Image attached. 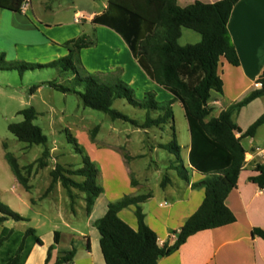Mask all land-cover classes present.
<instances>
[{
  "label": "trees",
  "instance_id": "obj_1",
  "mask_svg": "<svg viewBox=\"0 0 264 264\" xmlns=\"http://www.w3.org/2000/svg\"><path fill=\"white\" fill-rule=\"evenodd\" d=\"M238 1H197L180 7L177 0H108L104 11L91 20L94 25L107 27L119 35L146 76L180 103L190 135L189 166L204 176L202 181L195 184V187L204 190L202 203L184 223L171 246H160L156 234L144 222L141 204L150 197L149 195L124 197L118 202L109 203L104 216L93 224L100 236V250L105 264H157L159 259L177 251L189 237L235 222L233 213L225 205V199L235 188L243 168L246 151L241 146V139L254 135L256 129L264 124V115L244 132L232 122L231 115L234 110L264 96V72L258 79L262 85L260 89L251 91L244 99L221 111L216 117H210L207 103L210 101L211 91H222L223 83L218 74L221 60L232 67L239 66L236 50L227 31L231 11ZM19 5L20 0H0V7L11 12L19 13ZM182 29L199 34L200 41L179 45ZM89 45L85 37L70 40L63 46L68 55L46 65L60 66L64 72L71 69L75 84H84L85 90L78 92L73 87L53 83L49 84L51 88L63 94L76 93L84 107L103 112L112 120H127L112 109L113 103L118 99H125L139 109L161 110L163 114L156 118L147 113L143 129L161 127L172 122L171 109L158 108L152 93H144L142 99L137 100L124 82L110 84L91 76L79 78L73 63L79 51ZM2 58L3 55L0 59ZM76 62L79 63V60L76 59ZM17 114L22 116L23 120L9 124L8 131L19 142L29 146L45 145L46 136L33 123L37 117L36 111L30 107ZM94 131H97V128ZM237 133H240L239 137H236ZM174 148L180 152L179 146L174 145ZM76 152L81 153L79 149H76ZM48 156L49 152L45 148L37 160L40 168L46 166L44 160ZM4 159L16 181L26 191L29 190L27 178L17 160L10 153H5ZM82 161L83 166L79 169H64L56 165L50 173L51 183L44 195L49 194L53 186L60 183L68 193L71 208L74 200L71 190L84 194L85 210L89 213L102 189L96 184L98 171L95 165L86 157ZM31 167L32 165H29L27 170ZM254 171L256 175L249 180L264 188V163L257 164ZM74 177L82 180L75 181ZM167 181L168 178L162 179L161 188L165 187ZM131 206L134 207L136 218L135 230L119 216L122 210ZM8 220L29 222L0 202V264H24L31 247L42 243L31 227L23 232L4 227L3 224ZM251 234L264 241V229L254 228ZM52 239L54 245H57L59 233L54 231ZM51 250L52 248H49L47 252L45 264L49 263ZM74 254V249L63 253L53 264H72Z\"/></svg>",
  "mask_w": 264,
  "mask_h": 264
},
{
  "label": "rangeland",
  "instance_id": "obj_2",
  "mask_svg": "<svg viewBox=\"0 0 264 264\" xmlns=\"http://www.w3.org/2000/svg\"><path fill=\"white\" fill-rule=\"evenodd\" d=\"M107 1L31 0V9L26 14L0 7V57L3 55L0 59V202L29 220L28 223L8 220L3 226L15 231L34 228L42 241L51 239L54 231L62 235L63 219L71 215L68 193L60 183L44 195L51 183L50 173L56 165L79 169L86 157L95 165L98 171L96 184L102 188L111 182L108 171L122 165L133 172L131 176L128 174L130 179L153 190L164 177L185 186L184 174L190 173L187 152L190 135L183 109L158 85L157 89L148 88L141 81L142 77L136 75L135 86H129L134 99L140 100L144 93H152L158 108L172 111V122L147 129L142 128L147 113L156 118L163 114L161 110L139 109L125 99H118L112 109L127 120H112L103 112L84 107L76 93L63 94L49 86L53 83L73 87L78 92L85 90L84 84H75L71 69L64 72L60 66H46L66 57L68 52L63 46L81 37H85L90 45L75 57L73 68L77 76H91L103 83H126L121 69L114 68L121 51L110 39L108 31L119 36L109 28L97 27L88 21L74 23L76 13L86 19L92 13L103 11ZM186 32L189 37L183 36L180 43L183 46L195 44L199 35L190 30ZM120 58L124 60L122 56ZM122 65L132 76L133 71L127 63ZM22 67L33 69L23 70ZM30 107L37 113L33 123L46 136L45 145L29 146L8 131L9 124L23 120L17 113ZM174 145L180 147L179 153ZM45 148L49 156L44 160L46 166L40 168L37 160ZM5 153H10L23 169L29 190L15 180L4 159ZM29 165L32 167L27 170ZM73 179L81 181V178ZM143 193L144 190L140 191ZM75 202L80 212L79 205L83 203L80 198Z\"/></svg>",
  "mask_w": 264,
  "mask_h": 264
},
{
  "label": "crops",
  "instance_id": "obj_3",
  "mask_svg": "<svg viewBox=\"0 0 264 264\" xmlns=\"http://www.w3.org/2000/svg\"><path fill=\"white\" fill-rule=\"evenodd\" d=\"M197 1L215 3L220 0H177V4L186 7ZM103 11L92 13L87 20L83 18V21L93 24L91 22L93 17ZM186 31L188 29L181 30L178 40L181 46L182 37H189ZM227 31L236 50L239 66L232 67L221 60L218 74L223 83L222 91L210 92V102L214 103L208 107L210 117H216L221 111L257 89L254 83L264 72V0H239L231 11ZM108 33L110 39L119 46V52L121 51L117 54L119 59H116L118 62L114 68L121 69V75L127 85L135 86L138 79L136 80L134 76L138 75L148 88L157 89L158 86L142 74L136 60L132 61L130 58L132 53L122 38L119 35L120 38L114 36L110 31ZM196 40L195 43L200 41V35ZM124 62L133 71L132 76L130 70L127 71L122 65ZM262 115L264 96L234 110L231 119L244 132ZM239 136L240 133H237L236 137ZM241 146L246 151L243 168L235 188L225 199V205L233 213L235 222L189 237L177 251L159 259L157 264H264V241L251 234L254 228L264 229V188L249 180L256 175L255 166L264 163V124L256 129L252 137L242 138ZM187 152L189 153V147ZM188 169L190 173L184 174L185 186L168 179L164 188H161L159 182L155 185V190L148 185L142 186L135 179H130L128 174L131 176L133 172L123 165L116 170L111 169L108 171L111 182H108L107 187H101L102 193L95 199L89 213L85 210L84 194L71 190L74 196L73 207L71 208L69 204L71 215L63 219L64 231L62 235L59 233L58 244L54 245L52 237L48 241H42L33 228L42 244L31 247L24 264H45L49 248L52 250L48 264L55 263L57 257L72 249L75 250L72 264H105L100 250V236L93 224L104 216L109 203L120 201L125 194H129L130 197L150 196L141 204L144 222L156 234L160 246L164 244L171 246L176 240L177 233L199 208L204 197L203 188L195 187L204 176L192 170L190 166ZM142 190L145 193L140 194ZM76 198H80L83 203L79 205L80 212L76 209ZM119 216L132 229L137 228L134 207L122 210Z\"/></svg>",
  "mask_w": 264,
  "mask_h": 264
},
{
  "label": "built area",
  "instance_id": "obj_4",
  "mask_svg": "<svg viewBox=\"0 0 264 264\" xmlns=\"http://www.w3.org/2000/svg\"><path fill=\"white\" fill-rule=\"evenodd\" d=\"M31 9V0H20V5H19V13L20 14H26L29 10ZM83 20V17L81 15L76 14L74 18V23L79 24ZM254 87L257 89H260L262 87L261 82L257 80L254 83ZM213 102H208L207 107L213 105Z\"/></svg>",
  "mask_w": 264,
  "mask_h": 264
}]
</instances>
